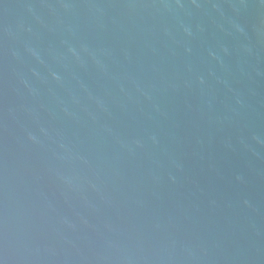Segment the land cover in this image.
I'll list each match as a JSON object with an SVG mask.
<instances>
[{
	"label": "water",
	"instance_id": "95a60500",
	"mask_svg": "<svg viewBox=\"0 0 264 264\" xmlns=\"http://www.w3.org/2000/svg\"><path fill=\"white\" fill-rule=\"evenodd\" d=\"M0 264H264V0H0Z\"/></svg>",
	"mask_w": 264,
	"mask_h": 264
}]
</instances>
